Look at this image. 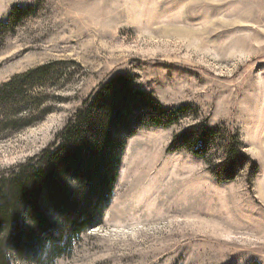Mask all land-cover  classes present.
<instances>
[{"label": "rangeland", "instance_id": "rangeland-1", "mask_svg": "<svg viewBox=\"0 0 264 264\" xmlns=\"http://www.w3.org/2000/svg\"><path fill=\"white\" fill-rule=\"evenodd\" d=\"M17 6L31 12L0 30V86L47 64L58 75L36 90L52 112L0 136V173L40 155L117 75L179 117L154 126L150 108L138 118L135 100L123 113L114 104L126 117L107 123L119 142L111 198L46 264H264V0H0V23ZM193 133L200 154L177 141ZM235 137L245 156L221 170ZM44 207L57 234L59 216ZM21 223L29 246L11 249L10 264H40L45 239L29 238L25 206Z\"/></svg>", "mask_w": 264, "mask_h": 264}, {"label": "trees", "instance_id": "trees-1", "mask_svg": "<svg viewBox=\"0 0 264 264\" xmlns=\"http://www.w3.org/2000/svg\"><path fill=\"white\" fill-rule=\"evenodd\" d=\"M30 12L14 7L9 19L0 23L2 33L13 31ZM57 72L52 64H47L18 74L0 86V136L22 131L52 112L44 109L50 97L36 90L53 83L56 78L53 74L57 76ZM131 81L127 75L111 78L93 98L85 101L86 110L78 111L58 139L40 155L30 158L9 174L0 173V264H10L11 249H28L26 240H20L24 234L22 230H25L21 225V208L24 206L32 223L30 233H27L29 238L43 234L45 239L38 258L40 264H46L44 256L52 263L61 258L70 249L72 241L78 240L92 226L96 213L111 198L117 176L116 164L119 163L109 149L119 142L112 137L107 123L110 116L123 121L126 115L122 117V113L128 109L131 99L135 100L138 118L143 114L144 106L150 108L147 123L151 125H168L179 120L173 113L175 110L163 106L151 95L133 92ZM115 103L122 106V113H115ZM194 135L186 139L181 134L177 141L181 140L180 145L200 154ZM234 140L235 145L228 148L225 161L218 167L221 170L232 166L235 156H245L239 152L238 138ZM68 176L76 181L74 193L66 190L64 179ZM217 176L222 178L219 172ZM44 206L59 216L57 234L51 233Z\"/></svg>", "mask_w": 264, "mask_h": 264}]
</instances>
